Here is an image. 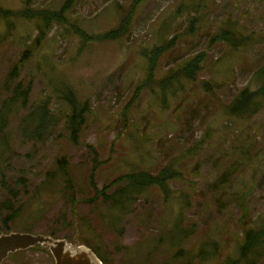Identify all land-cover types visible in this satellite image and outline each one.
<instances>
[{"label": "rangeland", "instance_id": "374dc122", "mask_svg": "<svg viewBox=\"0 0 264 264\" xmlns=\"http://www.w3.org/2000/svg\"><path fill=\"white\" fill-rule=\"evenodd\" d=\"M134 1L72 0L62 10L63 0H0V16L8 14L9 23L0 19V103L12 79L30 85L27 107L18 102L12 108L3 127L6 136L0 137V150L7 144L0 155V202L8 199L12 207V212L0 208V232L77 234L100 246L105 264H162L172 249L160 242L177 215L189 234L178 253L191 256L202 252L198 247L206 240L217 242L218 261L191 258L192 264H217L236 252L242 205L249 207L247 219L264 215V107L248 119L223 110L241 89L256 87L253 74L264 65V0H209L204 16L192 23L187 15H194L193 7L174 12L183 0H136L124 36L97 39L118 27ZM64 17L93 40L83 42L66 28L71 21ZM231 21L249 37L238 49L211 37ZM158 42L169 48L156 60L152 84L133 98L146 78V54ZM194 56L204 58L196 78L173 83H178L174 94H160L166 84L162 76ZM60 87L90 103L75 141L63 127ZM45 100L60 116L50 135L39 140L23 134L21 119ZM202 139L194 156H184ZM170 160L182 171L169 181L175 193L165 200L150 187L111 228V210L100 205L91 187L100 189L131 169L156 173ZM246 187L251 190L241 199ZM253 257L248 255V264H264V248L257 260ZM1 264L54 262L36 246L10 254Z\"/></svg>", "mask_w": 264, "mask_h": 264}, {"label": "trees", "instance_id": "16d2710c", "mask_svg": "<svg viewBox=\"0 0 264 264\" xmlns=\"http://www.w3.org/2000/svg\"><path fill=\"white\" fill-rule=\"evenodd\" d=\"M63 1L66 4L62 7V10H65V7L67 10L70 7V3L72 0ZM208 1L209 0H183L181 6L174 10V12L176 14H180L184 12L185 7L188 9V7L191 6L193 7L195 13L192 16L187 15L189 18V22H197L204 16L205 10H207L209 5ZM135 3L136 0L133 2L132 6L127 11L123 12V16L118 24V27L111 29L100 36H97L96 38L117 39L123 37L133 17ZM116 6L120 10H123L122 5L118 2L116 3ZM7 15L8 14L1 15L0 19L2 24L8 27L9 23L6 20ZM171 16H173L172 13ZM64 18L68 21H71L66 17ZM57 19L60 20L61 18L58 17ZM73 23L74 22L71 21L69 25L66 26V28L73 30V33L80 36L83 42L85 40H93L92 36L87 39V37H85L86 35L82 32V30H77L73 28ZM124 23L125 29L123 31L122 29ZM190 28L191 27L188 28V31ZM211 37L213 39L224 41V43L232 49H236L237 47L240 48L249 41V37H247V34H244L237 28V21H231L228 22V24L224 23L223 25H220L218 27V30H216L211 35ZM156 44L157 45H153L152 48H149L148 53L146 54V78L144 82L139 83V85L135 89L132 95L133 98L142 87L150 86L152 84L154 78V71L156 72L157 69L155 68L156 60L163 52H165L166 48H169V44L167 42H158ZM23 59L24 57H22V59H19L18 63H21ZM203 61L204 58L201 59L199 56H194L182 62L177 67V69H174L171 72L167 71L162 76L164 80L163 84H166L162 86V88L164 87L163 89H160V94L162 92L164 95L168 92L174 94L175 86L180 82V80L188 78L195 79L197 76L196 71L200 69V63ZM14 71L15 69L13 68L10 71V75H13ZM253 78L256 83V87L252 90L248 87H244L223 108V110L226 111V114L228 116L248 119L252 117L253 114H255L260 108L264 107V65L259 66L257 68V70L253 74ZM14 81L15 78L12 79L10 86L6 88L5 91L7 92V95L5 96V98L2 99L0 103V137L1 134H4V136H6V133L3 132V127L6 123L8 114L12 111V108L18 102H20L22 108L27 107V93L30 85L27 84L26 86H24L23 81L19 80L16 83H14ZM175 82L178 83L173 84ZM204 87L207 90H210V87L206 86L205 84ZM58 91L60 92L61 99L65 103V109L62 111L63 127L69 132L70 139L75 141L78 133L83 128L86 116L90 111V103L87 99H79L76 93L74 91H70V89L68 88H65L64 91V89L60 87ZM48 103L49 101L45 100L43 102H40L39 104L34 105V107L21 119L20 128L23 134H29V136H33L39 140H44L50 135V126L56 123L60 116L56 112H52L50 110V108L48 107ZM30 125H34L33 129L27 130V127ZM201 142H203V139L190 146L186 151H184V156H194L197 150L200 148ZM6 147L7 144L1 145V156L6 154ZM59 162L60 164H62V160H60ZM96 165L97 164H95V168ZM181 176L182 171L176 168L173 164V161L170 160L165 165H163V167L156 173H151L149 171L146 172V170L131 169V171L123 172L121 173V175L119 174L114 179L104 184V186L100 189L97 188V186H93L91 188L95 190L97 197L100 198V205L111 210L108 213L107 218H113V220L108 219V225L111 226V228H116V223L121 221L123 216L128 211H130V208L134 205L138 197L143 192L148 190L150 187H153L162 194L165 200H167L169 195H173L175 193L171 186H169V181L180 178ZM70 183H72L71 180ZM222 183H224V179L221 180L219 183L215 184L214 187L220 186ZM243 190L245 191V193L242 192L238 194L241 199H244L245 194L248 192V190H251V187L243 188ZM8 194L11 196H15L12 190ZM0 208L8 212H12V207L9 205L8 199H4L0 202ZM242 208H244V217H242L241 219L243 225L241 237L235 238L237 242L236 252L233 254H227V258L223 257L217 264H243L244 260L246 264H248V261L246 260L248 255H254L253 259L257 260L261 254V251L264 248V215L259 216L258 219H247L250 217L249 207H245V205H242L241 209ZM9 220H11V218L3 221L5 226ZM73 220L75 221V224L80 222L79 218H76V215H74ZM8 231L10 230L6 229L3 232ZM45 234H50L54 237H63L72 243L77 240L80 243L89 246L103 262V257L100 253L99 245H90L89 243L82 241L79 237H76L77 235H72V237H70L69 235L57 236L53 232ZM188 236L189 234L187 231V227H182L181 220L176 215L172 228L167 231L166 235L161 239V242L159 241L160 243L166 244L168 246L167 248L172 249L171 257H166L165 259H163L164 261L161 262L162 264H192V257L193 259H197L200 262L206 261L208 257H211L214 261L219 260L218 248L216 247L217 242L211 243L208 240H206L205 243L201 244L198 247L201 248L202 252L192 253L191 256L187 253H184L183 255L178 253V250L183 245L185 239ZM209 245H211L212 247V251L210 252L207 250ZM36 246L39 247L38 245ZM253 263L254 261H252V264Z\"/></svg>", "mask_w": 264, "mask_h": 264}, {"label": "water", "instance_id": "95a60500", "mask_svg": "<svg viewBox=\"0 0 264 264\" xmlns=\"http://www.w3.org/2000/svg\"><path fill=\"white\" fill-rule=\"evenodd\" d=\"M36 245L50 253L54 264H104L89 246L77 240L72 243L63 237L42 232L16 230L0 232V264L10 253L27 250Z\"/></svg>", "mask_w": 264, "mask_h": 264}]
</instances>
